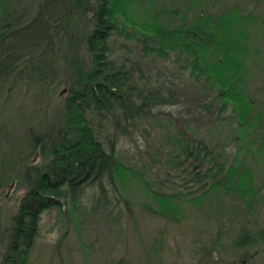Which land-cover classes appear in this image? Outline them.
I'll use <instances>...</instances> for the list:
<instances>
[{"label": "rangeland", "instance_id": "1", "mask_svg": "<svg viewBox=\"0 0 264 264\" xmlns=\"http://www.w3.org/2000/svg\"><path fill=\"white\" fill-rule=\"evenodd\" d=\"M33 2L18 3L25 23L35 14ZM136 6L139 11L147 8L149 19L157 16L172 25L234 8L241 16H251L241 88L249 111L239 113L235 99L224 104L211 98L217 108L208 113L203 101L215 94L194 92V82L177 72L179 103L156 105L126 124L125 133L116 127L117 116L109 113L100 136L107 150L113 146L119 175L103 177L101 184L85 183L75 202L62 198L45 209L26 264H264V241L237 242L243 229L249 233L264 229V0H152V4L141 0ZM75 17V24L66 23L60 36L51 28L55 42L40 46L38 60L27 70L30 81L9 82L0 91V237L6 238L30 186L26 170L44 166L49 158L40 142L25 143L27 130L52 135L64 120L66 98L75 81L73 69L80 67L83 73L88 69L85 42L91 21ZM110 45L117 58L127 57L136 68L140 64L169 72L175 66L165 59L146 58L136 40L113 36ZM43 66H49L48 72ZM193 93L198 95L195 106ZM200 108V113H191ZM194 129L211 143L220 164L221 170L211 176L215 178L204 179L206 185L204 180H192L186 163L178 165L181 139ZM247 171L252 172V181L242 178ZM212 180L220 182L210 185ZM243 185L252 186L245 196L237 190ZM167 196L175 203L164 209L162 198Z\"/></svg>", "mask_w": 264, "mask_h": 264}, {"label": "trees", "instance_id": "2", "mask_svg": "<svg viewBox=\"0 0 264 264\" xmlns=\"http://www.w3.org/2000/svg\"><path fill=\"white\" fill-rule=\"evenodd\" d=\"M20 1L0 0V91L9 82L24 85L33 78L27 70L38 60L40 46H52L55 42L49 33L51 28L57 29L60 36L66 23H74L76 14L91 21L85 42L88 69L85 73L80 67L73 69L75 81L66 98L64 120L59 128L48 137L32 128L27 130L25 143L30 142V146L40 142L49 158L44 166H27L30 186L6 230V238L0 237V264H26L45 209L58 205L62 198L75 202L85 183L101 184L103 177L113 179L115 174L119 175L120 161L113 146L110 144L107 150L100 136L102 121L109 113L117 116L116 127L125 133L126 124L139 120L156 105L179 103L176 88L181 89L174 80L177 72L194 82V92L202 96H207V92L215 94L203 101L208 113L217 108V102H211V98L222 99L224 104L226 99H235L236 106L241 107L239 113L249 111L241 88L253 19L241 16L239 8L211 16L201 13L194 21L172 25L159 21L157 16L149 19L147 8L139 11L136 5L141 0H33L35 14L25 23V15L22 17L17 8ZM148 1L152 4V0ZM113 36L136 40L142 44L146 58L155 62L165 59L175 66L169 72L140 64L136 68L134 61L130 65L127 57L119 59L113 54ZM42 69L48 72L49 66ZM197 96L193 93L194 106ZM201 106L202 102L198 107ZM200 111L201 108L191 113ZM9 122L6 121L7 125ZM181 141L178 165L186 163L184 168L192 180L203 181L221 170L211 143H205L195 129ZM243 174L245 182L252 181L251 171ZM218 182L212 180L209 184ZM206 183L204 180L202 185ZM249 189L252 186L243 185L237 190L245 196ZM162 200L164 209L175 203L168 196ZM258 241H264V229L258 233L243 229L237 239L239 244Z\"/></svg>", "mask_w": 264, "mask_h": 264}, {"label": "bare ground", "instance_id": "3", "mask_svg": "<svg viewBox=\"0 0 264 264\" xmlns=\"http://www.w3.org/2000/svg\"><path fill=\"white\" fill-rule=\"evenodd\" d=\"M0 128H1V126H0ZM21 200V199H20ZM20 202V201H19ZM18 205H19V203H18ZM18 205H17V208H18ZM38 232V231H37Z\"/></svg>", "mask_w": 264, "mask_h": 264}]
</instances>
